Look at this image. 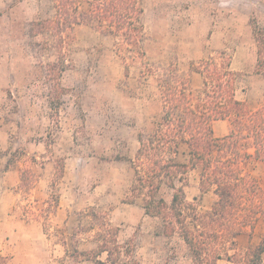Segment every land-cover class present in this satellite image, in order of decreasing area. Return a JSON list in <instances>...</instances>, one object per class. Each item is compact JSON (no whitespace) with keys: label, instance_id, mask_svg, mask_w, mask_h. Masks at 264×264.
Segmentation results:
<instances>
[{"label":"rangeland","instance_id":"1","mask_svg":"<svg viewBox=\"0 0 264 264\" xmlns=\"http://www.w3.org/2000/svg\"><path fill=\"white\" fill-rule=\"evenodd\" d=\"M142 4L145 59L164 69L159 76L165 78L163 75L174 73L185 79L191 64L209 58L220 61L222 57L230 60L231 69L238 74L237 97L246 100L253 109L262 104L264 83L255 73L253 33L264 28V0H142ZM53 15L51 0H0V194L4 170L17 168L22 202L18 206L22 216L30 212V195L41 176L43 161L35 157L57 155L52 142L62 133L64 125L78 127L85 139L80 148L72 150L71 157L110 156L115 152L130 153L139 147L129 139L120 143L113 141L116 135H129L119 126L135 127L137 134L146 135L161 111L160 92L154 79L145 80L139 74L142 66L123 62L116 55L110 37L100 35L91 27L78 26L59 48L52 33L39 34L34 24ZM61 58L64 63L59 61ZM190 82L194 89L201 86L199 76H193ZM99 125L111 128H104L101 134L96 132ZM226 127H229L227 122L219 124V133ZM60 166L58 162V172ZM133 168L142 174L146 164L134 157ZM241 168L260 188L256 200L264 199V163L248 159ZM90 176L87 171L83 179L89 182L93 179ZM187 177L188 173L176 187L183 189L188 184ZM136 179L135 174L130 197L138 194ZM183 192L188 202H194L185 189ZM212 193L210 189L203 199L195 198L199 213L209 211L216 201ZM171 194L164 186L159 192L166 202ZM53 200L56 199L52 194L47 209L54 205ZM94 201L104 205L98 196ZM105 219L106 210H99L96 235L104 239L102 247L112 255L118 252V247L129 254L135 251L138 243L133 240L116 244L118 232L106 225ZM27 226L25 223L19 230L26 235L33 234L34 229ZM75 230L78 232V227ZM44 231L48 233L47 227ZM7 232L0 229V256L6 264H23L25 261L16 260L15 255L32 250L38 255L36 264H68L52 244L25 243L21 241L23 237H14L16 241L9 242ZM241 236V245L245 241L248 244L237 248L239 256L235 260L223 258L226 264H264L263 253L259 259L253 255V249L264 236V218L259 217L253 229L245 226ZM173 237L176 239L177 235ZM175 243L171 240L169 245H158V264H183L176 257L184 250ZM73 249L70 256L75 262L79 258Z\"/></svg>","mask_w":264,"mask_h":264},{"label":"trees","instance_id":"2","mask_svg":"<svg viewBox=\"0 0 264 264\" xmlns=\"http://www.w3.org/2000/svg\"><path fill=\"white\" fill-rule=\"evenodd\" d=\"M54 15L37 22V32H50L56 46L62 48L78 26H88L113 40L116 55L143 70L145 80L153 78L160 92L161 113L146 135L138 134L136 161H144L146 170H136L137 196H143L146 213L161 220L164 236L177 235L188 248L191 264H215L225 258L235 260L236 238L245 226L264 218V199L256 181L244 175L241 164L253 159L264 163V99L251 108L236 97L238 74L230 60L213 58L191 64L190 73L201 76L202 86L193 89L190 78L174 73L158 75L164 69L145 59L143 49L142 0H51ZM255 73L264 83V28L253 33ZM64 59H60L64 63ZM228 121L230 133L214 136L212 125ZM186 147L187 162L176 160L180 147ZM251 151V152H250ZM137 168V166H136ZM199 170V190L203 195L212 189L216 201L209 211L199 213L194 202H188L176 183L190 170ZM172 191L166 202L159 196L162 187ZM251 194L249 198L248 196ZM253 195V196H252ZM254 197V198H253ZM101 251H108L102 247ZM264 252V236L253 249L259 259ZM109 261H112L109 256ZM0 264H6L0 256ZM96 264H103L97 262ZM128 264H138L132 261ZM258 264V263H255Z\"/></svg>","mask_w":264,"mask_h":264},{"label":"crops","instance_id":"3","mask_svg":"<svg viewBox=\"0 0 264 264\" xmlns=\"http://www.w3.org/2000/svg\"><path fill=\"white\" fill-rule=\"evenodd\" d=\"M188 72L186 76L190 79L193 76H199L190 73L189 70ZM201 86L195 89H200ZM237 99L246 102L244 99L238 97ZM225 122L229 127L219 133V124ZM104 128L109 129L111 126L99 125L96 132L102 134ZM119 128L129 135L123 137L116 135L113 141L120 143L122 140L129 139L132 144H139L137 128L128 125H121ZM212 128L216 138L225 137L230 133L228 121H216ZM83 142L85 139L80 135L78 127L64 125L62 133L52 142L57 155H50L47 158H41L39 155L35 157L36 160L43 161L40 169L41 176L38 177L36 186L30 195L32 203L30 212L24 216L20 215L18 206L22 203L18 189L20 182L18 169L8 167L4 170L0 194V229L4 228L8 231L5 234L9 236V242H15L14 237H23L21 241L25 243L52 244L54 248L61 251L62 257L66 258L68 264H96L97 262L128 264L132 261L138 264H158L160 262L157 252L158 245H169L171 240H175L184 250L176 259L181 260L183 264H191L186 245L179 237L175 239L164 236L161 220L146 213L143 197L137 195L130 197V186L135 175L133 159L139 147L132 149L130 153L115 152L110 156L71 157L72 150L80 148ZM181 153H186L185 146L180 147V154L176 160L186 163L187 156ZM58 162L61 164L59 172ZM87 171L93 178L89 182L88 179H83ZM188 176L186 179L188 184L183 186V191L185 189L186 195L192 200L194 198L203 199L206 194L202 195L199 190V170H190ZM52 194L56 200H53L54 205L47 209ZM96 196L104 201L102 203L104 205L95 203ZM126 197L129 198L126 199ZM102 209L106 210V225L112 226L118 232L116 244H126L130 240L138 243L135 251L133 250L134 256H132L133 251L129 254L123 247H118V252L114 255L109 254L108 251L100 252L105 241L97 237L96 224L98 211ZM25 223L34 229H32L33 234L26 235L19 230V227H23ZM44 227H47V234ZM76 227L79 231L73 232V228ZM60 229L62 232L58 231ZM145 237L148 240H145ZM241 238H243L241 235L236 238L237 248H244L248 244L245 241V245H241L243 243ZM72 244L74 247L71 246ZM72 248L79 258L75 262L70 256ZM262 255L264 257V252ZM15 256H17L16 260H24L23 264H36L38 260V255L34 250L17 252ZM109 256L112 261L108 260ZM226 263L227 261L220 259L215 264Z\"/></svg>","mask_w":264,"mask_h":264}]
</instances>
